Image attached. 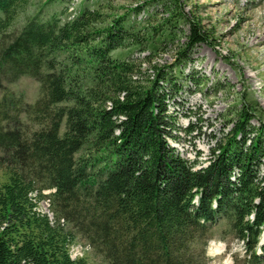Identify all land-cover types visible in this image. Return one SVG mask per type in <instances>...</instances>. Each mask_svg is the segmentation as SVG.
I'll return each mask as SVG.
<instances>
[{
    "label": "trees",
    "instance_id": "1",
    "mask_svg": "<svg viewBox=\"0 0 264 264\" xmlns=\"http://www.w3.org/2000/svg\"><path fill=\"white\" fill-rule=\"evenodd\" d=\"M184 1L118 14L114 0H98L65 18L74 0H46L66 9L20 25L28 1L0 0V168L9 175L0 264H87L70 255L77 236L107 264H209L222 221L248 255L264 254L257 111L241 109L205 167L169 144L177 139L170 103L191 77L183 69L211 42ZM182 25L189 34L176 44ZM171 46L174 63L156 62ZM23 77L39 84L35 103L10 89ZM42 201L52 219L38 211Z\"/></svg>",
    "mask_w": 264,
    "mask_h": 264
},
{
    "label": "rangeland",
    "instance_id": "2",
    "mask_svg": "<svg viewBox=\"0 0 264 264\" xmlns=\"http://www.w3.org/2000/svg\"><path fill=\"white\" fill-rule=\"evenodd\" d=\"M27 1L28 6L19 18L20 25L36 15L48 20L66 9L65 4L57 2ZM96 1L74 0L65 18L77 16ZM149 1L114 0L113 6L121 14ZM184 4L187 13H193L208 31L211 42L197 46L183 69L191 77L180 81L181 90L170 103V111L176 116L177 139L169 140V144L201 168L207 165L217 142L231 132L244 106L257 111L254 125H259L257 120L264 125V0H185ZM181 30L176 44L184 43L189 34L187 25H182ZM175 50L169 47L156 62L173 64ZM195 81L201 85L196 86ZM10 89L24 95L29 103H35L40 96L39 84L29 77L10 85ZM8 180V173L0 168V187ZM38 211L52 219L49 201L40 202ZM212 237L207 248L209 264H264L261 249L255 252L258 260L248 255L245 244L234 236L225 221L217 223ZM261 243H264V229L259 246ZM70 255L75 260L84 259L87 264H107L81 236L70 246Z\"/></svg>",
    "mask_w": 264,
    "mask_h": 264
}]
</instances>
